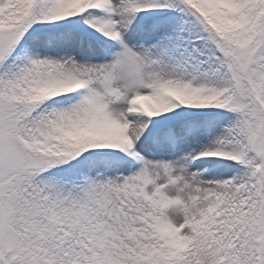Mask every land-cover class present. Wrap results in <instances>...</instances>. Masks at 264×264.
Listing matches in <instances>:
<instances>
[{"label": "snow or ice", "instance_id": "snow-or-ice-1", "mask_svg": "<svg viewBox=\"0 0 264 264\" xmlns=\"http://www.w3.org/2000/svg\"><path fill=\"white\" fill-rule=\"evenodd\" d=\"M0 264H264V0H0Z\"/></svg>", "mask_w": 264, "mask_h": 264}]
</instances>
